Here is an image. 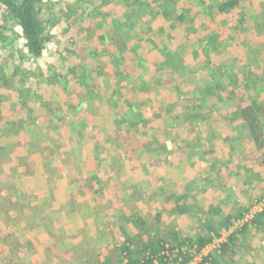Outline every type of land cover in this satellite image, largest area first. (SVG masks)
I'll return each mask as SVG.
<instances>
[{"label": "rangeland", "instance_id": "rangeland-1", "mask_svg": "<svg viewBox=\"0 0 264 264\" xmlns=\"http://www.w3.org/2000/svg\"><path fill=\"white\" fill-rule=\"evenodd\" d=\"M225 1L42 0L40 59L0 5V264H124L136 218L149 236L212 237L190 264L230 237L221 264H264V148L235 120L264 108V0L219 14ZM208 36L210 67L234 79L195 110L207 82L179 73Z\"/></svg>", "mask_w": 264, "mask_h": 264}, {"label": "trees", "instance_id": "trees-1", "mask_svg": "<svg viewBox=\"0 0 264 264\" xmlns=\"http://www.w3.org/2000/svg\"><path fill=\"white\" fill-rule=\"evenodd\" d=\"M41 3L42 0H0V5L3 11L7 13L8 18L14 21L20 30L26 53L34 59H40L44 56L46 45L52 40L50 34H46L45 28L39 18ZM237 4L236 0L220 2L217 6V12L222 14L232 11L235 9ZM130 8L131 7L128 6V12L131 10V15L134 16L137 12H140L141 4L140 2H137L135 7L132 6L133 10ZM189 22L192 25L194 24L192 21ZM2 28L3 26H0L1 44L5 40L9 42L11 38L3 36L2 33L5 28ZM12 40L13 39H11V41ZM205 43L204 59L202 60L203 57L197 51V57L195 60H200V63L198 64V68L200 69L192 70L188 65V72L185 73L187 70L185 66L186 62L183 61L181 68L183 70L180 71L181 74L179 73V75H190L192 72H195V74H201L200 77L207 82L201 84V87L195 90L193 89L192 92L189 93L191 96H188L187 103L188 105L193 104V108L195 110H207L209 98L216 96L223 88V84H225V77H227V79L230 78V81H228L229 83L226 82V85H231L234 79L233 76L231 77L224 74L225 71H222L221 67L215 69L210 67V61H212L211 55L216 53L215 47L213 46V38L208 36ZM138 45L137 50L140 46H145L141 41ZM168 59L170 61L168 60L166 65L170 66L173 60L171 61L169 57ZM204 70L207 72V76H204ZM71 72H74V69L68 71V73ZM263 110L264 108L260 104L256 101H251V103L245 107H237L235 116V120L241 121V123L246 126L250 137L254 140V143L258 148H264ZM176 209L180 214H186L188 212V208H186V206L182 207L177 205ZM262 215L263 214L258 215L254 221L250 222V224L254 225L258 223L257 221L262 217ZM239 217H241V215H239ZM132 221L134 228L139 230V233L134 237H130L127 233L123 232L125 242L120 250V253L123 255V260L126 261L124 264H154L155 262H157V264H190L194 258L200 255L201 251L213 241V238L210 236H199L194 240L190 238L179 239V235L176 233H170L168 236L163 238L153 237L149 236L141 219L136 218ZM230 222L231 219L229 217L226 218V224L223 226L226 231L231 226ZM250 224L244 225L245 228H243V230H245ZM207 230L208 234L214 233V235H216L215 237H219V234H217V232L209 224L207 225ZM142 236L147 237L142 240ZM233 247L234 241L233 238L230 237L226 242L218 244L217 251L203 257L197 264H221L220 258L227 255L228 251ZM169 252H176L174 258H171L172 255H170Z\"/></svg>", "mask_w": 264, "mask_h": 264}, {"label": "crops", "instance_id": "crops-1", "mask_svg": "<svg viewBox=\"0 0 264 264\" xmlns=\"http://www.w3.org/2000/svg\"><path fill=\"white\" fill-rule=\"evenodd\" d=\"M158 50H159V49L157 48V51L155 50L156 52L153 53V54L155 55V58H157V60H158V58H161V59L163 58V56H161V54H160V52H158ZM143 51H144V50H143ZM143 51L140 52V53H142V55H144V56H142V57H148L147 54H146L145 52H143ZM173 52L175 53V51H173ZM176 53H177V52H176ZM177 54H178V53H177ZM158 61L160 62V59H159ZM187 61H188V59L186 60V65H185L186 68H187V66H188V65H187ZM156 63H157V62H156ZM181 67H182V64H181ZM182 70H183V69H180V71H182ZM184 71H185V69H184ZM170 72H171V70L168 69L167 74L170 75ZM187 72H188V68H187V70L185 71V73H187ZM186 75H187V74H186ZM163 78H164V77H162V76L160 75V77H159V82H160V80L163 79ZM164 80H165V78H164ZM163 84H164V83H163ZM80 103H81V102L79 101V103L72 104V105L74 106V108H72L71 110H75L76 108L80 107V105H81ZM86 103H89V101L87 100ZM68 113H69V112H68ZM73 114H74V113H73ZM136 150H137L136 153H138L139 151H140V153H141V150H139L138 148H137ZM136 150H135V151H136ZM138 155H139V154H138ZM203 250H204V249H203ZM203 250H202V251H203ZM202 251H201V252H202Z\"/></svg>", "mask_w": 264, "mask_h": 264}]
</instances>
